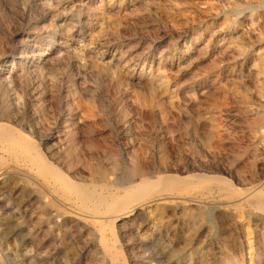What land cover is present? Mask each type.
Returning a JSON list of instances; mask_svg holds the SVG:
<instances>
[{
	"label": "rangeland",
	"instance_id": "1",
	"mask_svg": "<svg viewBox=\"0 0 264 264\" xmlns=\"http://www.w3.org/2000/svg\"><path fill=\"white\" fill-rule=\"evenodd\" d=\"M263 30L262 0H0L11 263L264 264V209L247 198L264 195ZM30 141L106 196L161 174L186 182L145 203L127 195L126 215L88 213Z\"/></svg>",
	"mask_w": 264,
	"mask_h": 264
},
{
	"label": "bare ground",
	"instance_id": "2",
	"mask_svg": "<svg viewBox=\"0 0 264 264\" xmlns=\"http://www.w3.org/2000/svg\"><path fill=\"white\" fill-rule=\"evenodd\" d=\"M88 1V0H87ZM92 1V0H91ZM262 1H264V0H262ZM217 2V1H216ZM246 3H247V1H245ZM263 3V2H262ZM214 5H215V3H213ZM218 4V3H217ZM255 4V3H254ZM252 5V4H251ZM256 5V4H255ZM257 5H259V4H257ZM230 6V5H229ZM250 6V5H249ZM248 6V7H249ZM252 8H254V5H253V7ZM256 9V8H255ZM248 10H250V8L248 9ZM237 11V10H236ZM251 11V10H250ZM259 12V11H258ZM239 13V12H238ZM237 13V15H239ZM247 13V12H246ZM260 13V12H259ZM215 16V15H214ZM248 17V16H247ZM260 17V16H259ZM236 19V18H235ZM248 19V18H247ZM246 19V20H247ZM255 20V19H254ZM262 21V20H261ZM245 22V21H244ZM240 23H242L241 21H240ZM263 24V23H262ZM262 24H261V26L260 27H262ZM230 25V24H229ZM232 25V24H231ZM230 25V26H231ZM238 25V24H237ZM246 25V24H245ZM241 27V26H240ZM257 27V26H256ZM255 27V28H256ZM235 28V27H234ZM264 31V30H263ZM250 33V32H249ZM248 33V34H249ZM245 35V34H244ZM264 35V34H263ZM241 36H243V34L241 35ZM35 52V51H34ZM49 55V54H48ZM48 62V61H47ZM34 63V62H33ZM44 63V62H43ZM41 64H42V62H41ZM41 66V65H40ZM44 66V65H43ZM31 69V68H30ZM3 77V76H2ZM5 78V77H4ZM9 80V79H8ZM10 82V81H9ZM8 82V83H9ZM13 82H15V81H13ZM5 83V82H4ZM6 84V83H5ZM6 89H9V88H6ZM6 92H7V90H6ZM4 109V108H3ZM7 111V110H6ZM5 125V124H4ZM9 135H11V133L10 132H8L7 131V129L5 128V126H3V124L2 123H0V136L2 137V136H4V137H6V136H9ZM23 135H25V134H23ZM11 137V136H10ZM12 137H13V135H12ZM11 137V138H12ZM15 137V136H14ZM7 139L8 140H16L15 138L14 139H9V137H7ZM31 140V139H30ZM13 141V142H14ZM15 142H18V140L17 141H15ZM20 143H18L17 145H19ZM23 145V144H22ZM33 145H34V147H33ZM25 146H26V144H25ZM25 146H23V148L25 149L26 147ZM28 146H31L32 148H34L35 149V151H36V153L38 154V156H39V158H40V163L42 164V165H44V166H46V168H47V171L49 172V174L54 178V180L55 181H57L58 180V182H60V186H61V189H68V190H72L74 193H75V195H78L77 197H79L80 196V198H78V199H80L81 200V202H82V204L81 205H83L85 208H87L88 210H85V211H88V213H90V210L89 209H91V208H93V207H97V209L99 208V207H101V205H104V208L105 209H103L104 211H105V213H107L108 211H120L122 214H124V215H126L128 212H129V209H127V208H129L128 206L126 207H124V205H123V198L124 197H126L127 195H132L133 197H134V201L135 200H138V201H144V200H146L147 199V201H151L152 199V197H154L155 195H154V189H155V187H157V186H160L163 190H168V189H170V190H172V189H175L176 190V188L178 189V187H180V185H182L184 182H186L185 181V178H184V176H180V175H177V174H170V173H168V174H161V175H159V176H157L156 178H154V179H152V180H148V181H143L142 183H140V184H138V185H136V187L134 188V190L132 191H129V190H125V192L123 193V194H113V195H103L102 193H99V192H96L95 191V189L94 190H89V186H88V188L86 187V186H83V185H81V183L80 184H77V182H75L69 175H67L64 171H62V169L60 170L57 166H55L52 162H50L49 160H47L46 159V157H44V152L42 153L40 150L41 149H38V147H35V144H33V141H30V144L28 145ZM20 147V146H19ZM37 148V149H36ZM22 149V148H21ZM62 153V152H61ZM46 154V153H45ZM30 157V156H29ZM136 158V157H135ZM163 162V161H162ZM137 164V163H136ZM134 165V164H133ZM32 166V165H31ZM140 166V165H139ZM134 168V167H133ZM146 168V167H145ZM148 168V167H147ZM33 169V168H32ZM34 170V169H33ZM142 170V169H141ZM177 170V169H176ZM34 172H35V170H34ZM132 172V171H131ZM130 172V173H131ZM33 173V172H32ZM39 173V172H38ZM78 173V172H77ZM80 173V172H79ZM140 173H141V171H140ZM49 174H48V176H49ZM104 174H105V172H104ZM104 174H103V176H104ZM132 174V173H131ZM208 174V173H207ZM182 175V174H181ZM51 176H49V177H51ZM143 176V175H142ZM187 176V175H186ZM200 177H206V176H199L198 177V180H199V178ZM211 177H214V176H211ZM108 178H110V177H108ZM145 178H147V177H145ZM144 178V179H145ZM207 178V177H206ZM206 178H204V180L206 179ZM217 178V176L214 178V179H216ZM208 179L210 180L211 179V181L213 180L212 178H210V176L208 177ZM217 179H219V180H221V181H226L225 179H223V178H219V176H218V178ZM215 180V183H216V181L218 182V180ZM115 180V179H114ZM138 180V179H137ZM201 180H203V179H201L200 178V181ZM204 180L203 181H201V182H203L204 183ZM207 180V179H206ZM98 181V180H97ZM111 181V180H110ZM116 181V180H115ZM114 181V182H115ZM189 181V180H188ZM199 181V182H200ZM208 181V180H207ZM206 181V182H207ZM214 181V180H213ZM51 182H52V180H51ZM122 182V181H121ZM132 182H134V180H132ZM140 182H141V180H140ZM195 182V181H194ZM193 182V183H194ZM105 183V182H104ZM109 183V182H108ZM115 183H117V182H115ZM124 183V182H123ZM196 183V182H195ZM210 183V182H209ZM231 183H232V181H231ZM53 184V183H52ZM55 184V183H54ZM113 184V183H112ZM133 184V183H132ZM135 184V183H134ZM206 184V183H205ZM233 184V183H232ZM232 184H230L229 183V187H230V185H231V190L232 189H234V190H236L235 192H237V190L239 189L240 190V188H237L234 184H233V186H232ZM80 185V186H79ZM90 185V184H89ZM99 185V184H98ZM108 185H110V184H108ZM197 185V184H196ZM198 185H199V183H198ZM55 186V185H54ZM117 186V185H116ZM129 186H131V185H129ZM184 186V185H183ZM191 186V185H190ZM200 186V185H199ZM211 186V185H210ZM1 187V186H0ZM92 187V186H91ZM94 187H95V185H94ZM109 187H112V186H109ZM185 187H188V185L186 184L185 185ZM201 187H203V186H201ZM215 187H216V185H215ZM218 189H221L222 188V185L221 184H219L218 186ZM233 187V188H232ZM4 188H5V186H4ZM58 188H60L59 186L57 187V189ZM184 188V187H183ZM209 188V187H208ZM227 188V187H226ZM250 188V187H249ZM255 188V187H254ZM257 188V187H256ZM255 188V189H256ZM181 189V188H180ZM187 189V188H186ZM191 189H192V187H191ZM198 189V188H197ZM196 189V190H197ZM254 189V190H255ZM59 190V189H58ZM103 190V189H102ZM122 190H124V189H122ZM201 190V189H200ZM224 190V189H223ZM244 190H245V188H244ZM252 190V189H251ZM260 190V189H259ZM262 190V189H261ZM6 191V190H5ZM62 191V190H61ZM108 191V190H107ZM117 191V190H116ZM179 191V190H178ZM186 191V190H185ZM191 191V190H190ZM195 191V190H194ZM204 191V190H203ZM205 191H206V189H205ZM211 191V190H210ZM227 191V190H226ZM63 192V191H62ZM61 192V193H62ZM71 192V191H70ZM196 192V191H195ZM228 192V191H227ZM231 192V191H230ZM68 194H69V192H67ZM72 193V192H71ZM169 193V192H168ZM172 193V192H171ZM174 193V192H173ZM180 193H181V191H180ZM180 193H178L177 192V194L179 195ZM224 193V192H223ZM233 193V192H232ZM232 193H230V194H232ZM242 193V192H241ZM262 192H260V193H257V192H249L248 194H249V197H247L248 198V202H251L252 204H253V206L252 207H254V205L256 206V207H258V208H260L261 210L262 209H264V195L263 194H261ZM264 193V192H263ZM184 194H185V192H184ZM188 194V193H187ZM211 194V193H210ZM229 194V193H228ZM237 194H239L238 192H237ZM245 194V193H244ZM64 195V194H63ZM74 195V194H73ZM161 195H162V193H161ZM173 195V194H172ZM158 196V195H157ZM169 196V195H168ZM132 197V198H133ZM185 197H187V196H185ZM230 197V196H229ZM241 197H243V195L241 196ZM75 198H76V196H75ZM132 198H131V200H132ZM166 198V197H165ZM184 198V197H183ZM189 198V197H188ZM192 198V197H191ZM208 198V197H207ZM244 198H246V197H244ZM157 199V198H156ZM159 199V198H158ZM157 199V200H158ZM170 199V198H169ZM205 199V198H204ZM72 200V199H71ZM75 200V199H74ZM80 200L79 201H77V202H80ZM162 200V199H161ZM187 200V199H186ZM185 200V201H186ZM189 200V199H188ZM192 200V199H191ZM207 200V199H206ZM210 200H212V199H210ZM209 200V201H210ZM244 200V199H243ZM163 201V200H162ZM201 201H203V200H201ZM130 202H132V203H134L133 201H130ZM136 202V201H135ZM146 201H144V203H145ZM177 202V201H176ZM193 202H195V201H193ZM200 202V201H199ZM244 202V201H243ZM246 202V201H245ZM75 203V202H74ZM78 204V203H77ZM227 204V203H226ZM126 205V204H125ZM165 205V204H164ZM182 205V204H181ZM206 205V204H205ZM216 205V204H215ZM218 205H219V203H218ZM221 205H224V204H221ZM250 205V204H249ZM248 205V206H249ZM82 206V207H83ZM146 206V205H145ZM204 206V205H203ZM210 206V205H209ZM78 207H80V206H78ZM81 207V208H82ZM83 207V208H84ZM160 207V206H159ZM184 207V206H183ZM192 207V206H191ZM218 207V206H217ZM181 208V207H180ZM197 208V207H196ZM219 208H220V206H219ZM135 209V208H134ZM174 209V208H173ZM178 209V208H177ZM213 209V208H212ZM78 210V209H77ZM82 210H84V209H82ZM94 210V209H93ZM99 210V209H98ZM98 210H96V211H98ZM179 210V209H178ZM218 210H220V209H218ZM99 211H101V210H99ZM132 211V210H131ZM135 211V210H134ZM58 212V211H57ZM94 212H95V210H94ZM259 212H263V211H259ZM85 213V212H84ZM120 213V214H121ZM174 213V212H173ZM179 213V212H178ZM264 213V212H263ZM91 214H92V212H91ZM96 214V213H95ZM90 215V214H89ZM94 215V214H93ZM118 216V215H117ZM92 217V216H91ZM104 217V216H103ZM129 217V216H128ZM146 218V217H145ZM99 219V218H98ZM106 219V218H105ZM104 219V220H105ZM125 219V218H124ZM152 219V218H151ZM156 219V218H155ZM119 220V219H118ZM156 221V220H155ZM157 221H159V220H157ZM109 222V221H108ZM153 222V221H152ZM98 223V222H97ZM113 223H114V220L112 219L111 220V227L113 228ZM131 224H132V222H131ZM107 225V224H106ZM109 225V224H108ZM173 225V224H172ZM107 228H108V226H107ZM115 229V228H114ZM228 231V230H227ZM103 234V233H102ZM115 234V233H114ZM239 235V234H238ZM236 236V235H235ZM104 237V236H103ZM233 238V237H232ZM253 238V237H252ZM225 240V239H224ZM249 241V240H248ZM227 243V242H226ZM118 246H119V244H118ZM242 246V245H241ZM120 247V246H119ZM251 248V247H250ZM121 249V248H120ZM122 251V250H121ZM243 252V251H242ZM241 253V252H240ZM242 254V253H241ZM237 257V256H236ZM240 257V256H239ZM238 257V258H239ZM242 257V256H241ZM234 258V257H233ZM152 260V259H151ZM178 262V261H177Z\"/></svg>",
	"mask_w": 264,
	"mask_h": 264
},
{
	"label": "built area",
	"instance_id": "3",
	"mask_svg": "<svg viewBox=\"0 0 264 264\" xmlns=\"http://www.w3.org/2000/svg\"><path fill=\"white\" fill-rule=\"evenodd\" d=\"M0 264H12L6 249L0 244Z\"/></svg>",
	"mask_w": 264,
	"mask_h": 264
}]
</instances>
